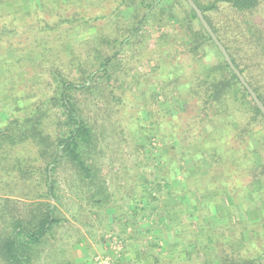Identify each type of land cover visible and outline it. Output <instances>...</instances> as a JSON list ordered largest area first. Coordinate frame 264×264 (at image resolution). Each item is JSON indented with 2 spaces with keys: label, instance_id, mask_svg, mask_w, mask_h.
Wrapping results in <instances>:
<instances>
[{
  "label": "trees",
  "instance_id": "1",
  "mask_svg": "<svg viewBox=\"0 0 264 264\" xmlns=\"http://www.w3.org/2000/svg\"><path fill=\"white\" fill-rule=\"evenodd\" d=\"M166 1L111 0V10L106 12L109 15L103 13L95 20L107 22L116 17L113 31L75 47L70 46L68 35H58L57 30L78 23L90 25L91 19L85 16L87 8L80 0H61L62 6L54 7V22L44 10L43 14L38 11L39 4L24 7L14 0L0 1V191L14 195L19 189L22 196H31L34 201V211L28 216L0 209V264H38L57 233L55 229L66 222L58 216L56 204L51 203L60 199L54 176L62 164L74 168L92 192V202L103 208L110 193L97 161L106 141H138V150L150 159L147 154L155 130L145 126L143 111H133L140 93L148 95L141 89L143 74L138 67L145 57L143 48L152 44L160 55L167 53L169 58L168 48L160 47L163 43L171 45V38L177 42V35L186 47L184 54L198 68L186 83L181 82L183 61L175 65L171 59L165 67L164 56H157L154 70L164 71L166 79L159 83L163 84L161 93L172 87L174 92L185 90L192 97V113L185 124L172 128L177 144H169L167 153L152 158L157 164L154 180L140 183L141 196L133 202L145 205L136 208V215L150 209L151 200H161L157 193L165 192L166 198L174 200L163 205L173 226L178 225L179 215L189 214L194 222L180 227L183 234L185 228L193 227L211 237L200 222L203 208L217 216L223 205L214 199L211 208L191 197L178 196L185 189L174 188L176 184L195 183L192 175L200 171L201 161L207 166L208 185L214 182L209 188L211 197L239 196L245 183L258 184L261 188L254 192L255 199L263 208L264 155L257 159V154L264 151V139L256 148L251 133L257 126L264 129V114L188 2L183 0L186 17L182 18L175 9L176 0ZM194 1L264 104V0H212L207 5ZM54 2L58 5L59 0ZM97 9L101 13L105 8ZM210 53L215 60L211 61ZM26 62L35 68L27 84L22 78L16 80L18 76L12 70L18 66L23 69ZM137 123L140 127L136 128ZM195 189L202 191L196 184ZM211 240L203 244L199 236L192 252H180L185 261L177 258L170 264H204L197 263L200 253L205 255V264H264V245L254 256L246 255L247 251L233 258L223 252L214 258L217 245Z\"/></svg>",
  "mask_w": 264,
  "mask_h": 264
},
{
  "label": "rangeland",
  "instance_id": "2",
  "mask_svg": "<svg viewBox=\"0 0 264 264\" xmlns=\"http://www.w3.org/2000/svg\"><path fill=\"white\" fill-rule=\"evenodd\" d=\"M0 1L9 2L12 0ZM14 1L24 7L30 3L39 4L37 7L41 14H43L42 10H44L45 15L54 18L50 19V22L56 20L55 14H57V11H54V7L56 9L58 6H62L60 4L61 0H59L58 5L54 2L56 0ZM110 1L80 0L83 3L82 5L87 8L85 16L91 19L90 25L85 26L84 23H78L72 27L64 26L66 28L57 30L58 35L60 32H64L70 37V46L75 47L80 45L81 42L94 38L96 35L110 33L113 31L116 17L114 19V16L111 17L107 22L95 20L96 16H103L105 15L103 13L110 12V6H112ZM211 1L199 0L205 5ZM170 2L171 0H167L166 4ZM174 6L179 17H186V6L183 0L174 1ZM97 7H103L105 8L103 10L106 11L102 10L100 13ZM164 7H166L165 11L168 12L167 5ZM50 11L53 13H50ZM72 12L73 9L68 14ZM131 12L132 10L127 12V18L130 17ZM106 14L109 15V13ZM39 19L40 17H38ZM22 32H25V29ZM170 42L171 45L167 44L165 46L163 43L160 47L162 50L168 48L169 58L166 55L167 53L160 55L158 53L159 49L154 44L144 47L145 57H143L138 67V70L143 74V77L140 78V81L143 82L141 89L142 91H147L148 95L140 93L139 98L135 99L136 108L133 111H143L145 126L155 130L153 135H151L152 149L148 154L146 153L151 161L138 150V141L132 140L130 143L122 139H118L113 143L106 141V147L102 146L101 152H103L99 155L97 161V165L102 171L101 178L106 182L110 193L106 203L108 205L103 208H99L92 202V198L90 199L92 192L89 191L88 186L84 182H81L74 168L69 164H62L54 176L57 180V195L60 199L56 200V202L51 200V203L56 204L58 216L64 218L66 222L63 226L55 229L57 233L54 234L53 240H51L49 246L41 255L38 264H71V260L75 259L73 248L77 246L76 242L78 240H81L85 248L89 247V259L87 262L89 261L90 264H99L98 259H106V257L112 259V264H170L172 263L170 260H177V258L185 261V256L181 255L180 252L183 250L192 252L194 241L198 242L199 236L203 244L208 243L211 238V242L213 240L216 241L217 250L213 254L214 258H216V254L222 255L223 252L230 254L233 258H237L247 251L249 253L246 255L253 254L254 256L257 254L256 250H260L261 246L264 245V206L262 208L259 200L255 199L254 193L261 186L245 183L239 196L229 194L227 196H214L213 198L209 188L214 185V182L212 185H208L207 182L210 181L207 180V166L202 161L200 171L192 175L196 179L194 180L195 183H185L182 186L176 184L174 188L178 190L185 189L181 194L178 192V196L181 195L183 198L191 197L197 203L208 204L211 208L214 207L212 202L214 199L218 202L216 204L223 205V211H220L217 216L210 215L208 208H203L202 215L204 217L200 218V222L205 226L208 235L211 234V237L207 238L203 232L193 227V233L192 229L188 227L183 230V234L180 227L194 222V220L189 219V214L179 215L178 225L173 226L170 217L164 211L163 205L166 201L174 202V200L166 198L164 196L165 192L157 193L156 195L160 196L161 200L159 202L149 201L151 202V208L147 209L143 214L139 213L136 215L139 211L136 208H141L145 205L133 202L134 198H140L141 196L140 183L146 184L145 180H154L153 176L156 172L157 164L152 161V158L162 153H167L169 144H177L173 140L172 128L174 125L180 127L185 124L192 113V97L186 95L185 90L182 93H177L173 91L172 87H168L161 93L160 87H163V84L160 86L159 83L162 80L165 81L166 78L163 76V70L160 68H158L160 70H154V67L158 64L157 56H164L163 58L167 64L165 67L169 65V60L171 59L174 60L172 64L175 65L183 61L182 83H186L188 81L187 77L192 75L198 68L197 64L189 60V55L184 54L186 47L180 35H177V42L172 40V38ZM213 60H215L214 54L211 55V61ZM189 61L192 68L188 65ZM22 66L23 69L18 66L12 70L15 76H18L16 80L22 78V82L27 84L28 79L34 75L35 68L28 62L23 63ZM2 106L3 104L0 105V107ZM93 110H95V106ZM159 121L162 122L161 126ZM168 122H171L170 125ZM137 127H140L139 123H137ZM251 137L254 146L259 148V141L264 139V129L261 126H257L251 133ZM23 149H28V147ZM25 155L26 153L24 152ZM263 155L264 151L261 150L257 154V159H260ZM187 163L188 169L191 168L192 162L190 159ZM18 182L22 183L21 181ZM195 184L202 191H197ZM137 185L139 188H135ZM26 186L27 184L24 185V187ZM189 187L191 189H188ZM21 193L22 191L19 189H16L14 195L10 192L9 195H6L5 192L0 191V209L5 208L8 214L10 211L15 214L21 213L23 216H28L29 212L34 211L32 205L34 201L31 196L24 197ZM42 200L48 201L47 199ZM166 204L168 203L166 202ZM181 206H184V203ZM257 207L260 209L259 211L255 210ZM224 209L227 211H224ZM198 214L201 215V213ZM88 239L92 241L91 245H86ZM254 241L255 244H252ZM171 253L173 254L171 255ZM197 257V263H206L203 253H200ZM216 262H219L218 259Z\"/></svg>",
  "mask_w": 264,
  "mask_h": 264
},
{
  "label": "water",
  "instance_id": "3",
  "mask_svg": "<svg viewBox=\"0 0 264 264\" xmlns=\"http://www.w3.org/2000/svg\"><path fill=\"white\" fill-rule=\"evenodd\" d=\"M188 2V4L193 8V10L196 12L201 24L204 26V28L206 29V31L210 34V36L212 37L213 41L215 42V44L218 46V48L220 49L221 53L223 54V56L225 57L228 65L230 66V68L234 71V73L238 76V78L240 79L241 83L245 86V88L248 90L249 94L251 95V97L253 98L254 102L256 103V105L259 107V109L261 110V112L264 114V104L261 102V100L259 99L258 95L256 94V92L253 90V88L250 86V84L247 82V80L245 79V77L243 76V74L240 72V70L235 66V64L233 63L227 49L225 48V46L221 43V41L219 40V38L217 37V35L215 34V32L213 31L212 27L209 25L208 21L206 20L202 10L197 6V4L195 3L194 0H186Z\"/></svg>",
  "mask_w": 264,
  "mask_h": 264
},
{
  "label": "crops",
  "instance_id": "4",
  "mask_svg": "<svg viewBox=\"0 0 264 264\" xmlns=\"http://www.w3.org/2000/svg\"><path fill=\"white\" fill-rule=\"evenodd\" d=\"M88 243H86V245H91L92 241L90 239L87 240ZM77 246L73 248V252H74V260H71L72 263L71 264H86L87 260L89 259V251L88 248L84 247V244L81 242V240L76 242ZM87 264H90L89 261L87 262Z\"/></svg>",
  "mask_w": 264,
  "mask_h": 264
},
{
  "label": "built area",
  "instance_id": "5",
  "mask_svg": "<svg viewBox=\"0 0 264 264\" xmlns=\"http://www.w3.org/2000/svg\"><path fill=\"white\" fill-rule=\"evenodd\" d=\"M98 260H99V264H112L113 263L112 259L109 257H106V259L100 258Z\"/></svg>",
  "mask_w": 264,
  "mask_h": 264
}]
</instances>
